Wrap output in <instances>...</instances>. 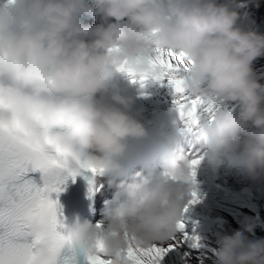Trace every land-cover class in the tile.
Instances as JSON below:
<instances>
[{"label": "clouds", "instance_id": "clouds-1", "mask_svg": "<svg viewBox=\"0 0 264 264\" xmlns=\"http://www.w3.org/2000/svg\"><path fill=\"white\" fill-rule=\"evenodd\" d=\"M235 3L0 0V173L6 188L10 177L28 170L51 181L64 169L73 176L93 169L123 174L118 158L132 153L129 141L149 133L133 115L134 99L113 81L121 67L138 78L163 80L147 62L157 48L187 54L193 63L183 73L184 87L193 95L239 104L238 115L218 112L201 129L209 159L219 164L223 156L238 155L248 179L264 180V84L252 67L264 56V34L238 24ZM97 8L116 23H84ZM162 162L158 178L137 172L117 185L122 202L106 234L91 220L61 221L67 243L51 258L66 246L101 255L102 240L104 256L127 264L121 254L129 243L148 248L170 241L193 199V165L182 152L167 153ZM35 231L29 227L18 245L24 256L35 252ZM245 231H252L250 223L221 238L216 264H264V239L249 240Z\"/></svg>", "mask_w": 264, "mask_h": 264}, {"label": "snow or ice", "instance_id": "snow-or-ice-1", "mask_svg": "<svg viewBox=\"0 0 264 264\" xmlns=\"http://www.w3.org/2000/svg\"><path fill=\"white\" fill-rule=\"evenodd\" d=\"M147 62L151 67L159 69L163 77H168L170 82L175 85L176 92L183 94L185 91L183 73L189 70L193 63L187 57L186 53L172 50H163L157 48L153 55L147 57ZM126 71L124 67L119 69ZM135 76L133 73L128 72ZM147 77H143L145 79ZM182 117L190 118L196 123V106L200 100L186 101L181 95L176 101ZM45 165H50L54 161L46 160ZM199 161H193V167ZM95 173V169L92 170ZM17 176L10 177L7 188L3 174L0 173V264H57L58 259L51 257L59 252L67 243L61 229L63 226L59 219V201L53 199V193H59L61 188L56 181H50L44 188L34 186L21 187L16 181ZM195 177V172L192 173ZM7 192V205L5 204V194ZM196 194L193 192L191 203H196ZM23 209L26 216H22L18 209ZM187 211V207L185 209ZM35 228L32 233L39 237V240L33 244L35 252L32 256H24L19 251L18 245L26 233L27 229ZM99 227V225H98ZM178 228H184L180 222ZM31 243V239H30ZM173 246L165 249L163 247L152 245L148 248L135 246L129 243L123 251L122 258L127 264H160L163 256L171 250ZM98 248L101 255L88 256L89 264H113V261L103 255V241L98 242ZM44 250V255L41 254Z\"/></svg>", "mask_w": 264, "mask_h": 264}, {"label": "bare ground", "instance_id": "bare-ground-1", "mask_svg": "<svg viewBox=\"0 0 264 264\" xmlns=\"http://www.w3.org/2000/svg\"><path fill=\"white\" fill-rule=\"evenodd\" d=\"M105 23H116V21L114 20V18H109L106 15H104L101 19H98L95 23V25H104ZM261 30H262V34H264V26H261ZM178 52V51H176ZM253 70L255 72V74L261 72L263 74L264 72V58L259 57L257 58L254 62H253ZM259 67L261 69H259ZM264 77H259L258 79L261 80ZM254 126L249 125V131H252ZM186 156L189 158V155L186 154ZM164 157V156H163ZM163 157L161 159V163L163 164ZM211 169H207V168H201L198 171H194L189 169L190 174H192L193 172H195V176L201 175V174H205V175H209V176H215L217 178H221L223 180H225L227 178L226 173L222 170V167H210ZM204 176V175H201ZM205 177V176H204ZM247 180V179H246ZM260 182L261 181H257V184L260 186ZM235 186V184L233 185ZM108 194L107 193H102L101 196L106 197ZM259 201L258 202V206L261 208L262 206L264 207V195L263 196H259ZM117 205V204H116ZM199 206L202 207L204 209H206L208 211V214H212L215 211L219 210L217 209L215 206L212 205L211 203V198L210 196H208V194H200L199 195V200L196 203H189L188 207L190 206ZM104 225L100 228V230L105 231V230H109L110 229V225H111V220L110 219H104ZM183 221V219H182ZM181 221V222H182ZM241 222V218H237V221H233L231 223L230 229L231 231L235 234L238 230H242V228L239 226V223ZM201 228H199L198 230H200ZM245 234V232H244ZM246 236V234H245ZM213 234L210 233L209 231L206 232L205 230L202 232H198L196 234H194L193 236H185L184 239H187V241H189L187 244H191L194 245V247L198 248L201 244H205V245H209L208 241L213 238ZM216 239V238H214ZM249 240H259V239H264V234L258 236L257 238H249ZM207 242V243H204ZM183 241L179 238V237H173L170 241H168L165 244H161L159 242H157L155 245L163 247L165 249L169 248L170 245H172L173 247L171 248L170 251H168L166 253V255L163 256L162 260L160 261V264H185L187 262L193 263V264H197L198 262H205L204 264H216L215 262H213V260L211 261V263H208V261H206L205 259L199 258L197 255H193L191 253H189L188 251H184L182 250L180 247L183 246Z\"/></svg>", "mask_w": 264, "mask_h": 264}, {"label": "rangeland", "instance_id": "rangeland-1", "mask_svg": "<svg viewBox=\"0 0 264 264\" xmlns=\"http://www.w3.org/2000/svg\"><path fill=\"white\" fill-rule=\"evenodd\" d=\"M255 130V128L253 129V131ZM247 177V175L245 174L244 175V178H246ZM250 181V180H249ZM252 182V181H251ZM263 182H264V180H261V182H260V186L257 184V182L255 183V182H253L254 183V185L256 186V191H257V193H259L258 194V196H260V195H264V185H263ZM202 191H200V193H201ZM205 192H211V191H205ZM200 193H197L196 194V197H195V199H197V197H198V195L200 194ZM258 199V198H257ZM258 202H260L259 201V199H258ZM263 207V206H262ZM195 210H197V211H200L201 209L200 208H195V207H193ZM261 210H262V212L264 213V207L263 208H261ZM248 222H254V220L252 221V220H244L243 219V221H242V223L243 224H245V223H248ZM188 234H192V233H188ZM260 229H259V231H258V234L256 235V236H253V235H251V234H248V236H250L251 238H257L258 236H260ZM184 236V235H183ZM184 241V243H188L189 241H187V240H183ZM182 250H186L183 246H182ZM186 251H188V250H186ZM188 252H190L191 254H193V255H197V254H195V253H192L191 251H188ZM200 257H201V255H199ZM186 264H192V263H186ZM199 264H201V263H199Z\"/></svg>", "mask_w": 264, "mask_h": 264}]
</instances>
